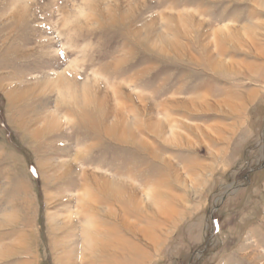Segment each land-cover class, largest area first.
Returning <instances> with one entry per match:
<instances>
[{"label": "rangeland", "instance_id": "rangeland-1", "mask_svg": "<svg viewBox=\"0 0 264 264\" xmlns=\"http://www.w3.org/2000/svg\"><path fill=\"white\" fill-rule=\"evenodd\" d=\"M260 4L0 0V264H264Z\"/></svg>", "mask_w": 264, "mask_h": 264}, {"label": "bare ground", "instance_id": "bare-ground-1", "mask_svg": "<svg viewBox=\"0 0 264 264\" xmlns=\"http://www.w3.org/2000/svg\"><path fill=\"white\" fill-rule=\"evenodd\" d=\"M252 2H254L256 5H261L260 2H262V0H252ZM186 105H188V107L193 109V108H196L198 106V101L189 102ZM158 130H161V126L158 127ZM158 132H160V131H158ZM125 194L132 196L133 201L136 204V207L138 208V210H140V213H139L140 216H139L138 211H137L138 215H136V217L138 216L137 217L138 220L137 221L134 220V222H130V220H131L130 213L128 214L127 212H125V225H126V227L132 228L133 230H135V231H130L131 235H132L130 237L132 240L131 239H125L124 237H122V238L120 237L118 240L114 239V236L109 235L111 233L113 234V232H110L108 234V236L102 242H101V238H99L98 243H100V245L102 246V250H101L102 258H101V260L103 262L101 263L100 259L96 258V259L91 261L92 264H98V263H100V264H114L115 262L112 261V256L116 253L115 252L116 244H118V247H123L125 250L130 249L129 245L134 244V241L136 240L134 235H138V241L137 242H142L145 244H155L156 241L158 240V236L155 235L154 232L155 233H162V231H159V230H162L166 226V221L169 219L168 217L171 214L170 211H164V209H162L160 207H158V208H150V206L148 207V205H145L142 203V200L139 199L136 192H132L130 190V188H128V187L125 189L121 188L120 190H118L116 192L115 196H118L119 198H121L122 196H125ZM152 196L158 197L156 192L153 193ZM145 211H147V213H151L152 211L157 212V214L160 215L162 218L164 217L163 219L165 221H162L161 224L152 223L151 227H149V225H148L146 227H143V229L141 231H139L136 228H137V225L139 224V222H142L143 216L145 215ZM134 219H135V216H134ZM154 230H157V231H154ZM125 240H127L129 242L132 241V243L127 244L128 242L126 243ZM87 246H89V245H86V249H88ZM133 252H135V250Z\"/></svg>", "mask_w": 264, "mask_h": 264}]
</instances>
